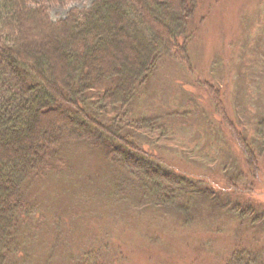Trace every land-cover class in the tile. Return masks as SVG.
<instances>
[{"label": "rangeland", "instance_id": "rangeland-1", "mask_svg": "<svg viewBox=\"0 0 264 264\" xmlns=\"http://www.w3.org/2000/svg\"><path fill=\"white\" fill-rule=\"evenodd\" d=\"M94 1L47 2L45 8L54 22ZM191 30L189 69L164 58L138 89L129 114L166 121V141L151 144L140 134L135 141L194 187L184 186V196L164 207L136 194L112 196L107 182L121 169L107 166L100 146L79 140L61 173L53 169L32 184L35 192L27 190L34 210L18 230L10 264H76L82 255L99 264H226L240 247L255 248L264 263V214L257 222L241 215L250 201L264 213V130L257 127L264 121V0H204ZM105 86L93 90L89 112ZM209 86L218 89L229 120L260 154L255 177L236 134L222 127ZM108 111L100 116L105 124L112 122ZM240 203L245 206L237 208Z\"/></svg>", "mask_w": 264, "mask_h": 264}, {"label": "trees", "instance_id": "trees-1", "mask_svg": "<svg viewBox=\"0 0 264 264\" xmlns=\"http://www.w3.org/2000/svg\"><path fill=\"white\" fill-rule=\"evenodd\" d=\"M62 1L0 0V264H10L18 230L33 213L27 190L35 192L32 184L53 169L61 173L59 166L68 164L79 140L100 146L106 164L121 169L118 176H109L112 196L136 194L164 207L184 196V186L194 187L180 170L135 141L136 134L151 144L166 141V121L129 112L140 98L138 89L160 71L164 58L189 69L191 24L204 0H95L89 9L70 11L53 22L45 4ZM103 85L98 107L89 112L93 90ZM208 88L222 127L236 134L255 177L260 154L229 120L218 89ZM105 110L112 117L109 124L100 119ZM263 124L257 127L264 130ZM260 211L250 201L241 215L257 222L263 219ZM76 262L99 264L89 255ZM226 264L264 263L255 248L240 247Z\"/></svg>", "mask_w": 264, "mask_h": 264}]
</instances>
